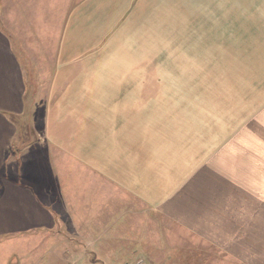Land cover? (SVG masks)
<instances>
[{"label": "crops", "instance_id": "1", "mask_svg": "<svg viewBox=\"0 0 264 264\" xmlns=\"http://www.w3.org/2000/svg\"><path fill=\"white\" fill-rule=\"evenodd\" d=\"M153 215L264 264V0H0V245L119 260Z\"/></svg>", "mask_w": 264, "mask_h": 264}, {"label": "rangeland", "instance_id": "2", "mask_svg": "<svg viewBox=\"0 0 264 264\" xmlns=\"http://www.w3.org/2000/svg\"><path fill=\"white\" fill-rule=\"evenodd\" d=\"M143 43L151 44V36H144ZM38 103L39 101L33 100L32 106L28 108V114L18 117L17 122L20 128L16 142L20 141L19 138L22 143L34 138V134L31 136L28 131L31 126L40 125L42 112ZM33 111L36 112L35 117H33ZM22 148L20 154H23ZM22 160L25 161V159ZM132 233L136 235L135 239L129 240V245L121 246L129 252L117 256L121 260H76V257H73L75 253L72 247L77 246L66 239L47 236V240L21 237V239L10 240V243L1 244L0 255L3 261L1 263L10 264L15 258L17 264H232L230 261L220 260L215 253L209 255L208 253L211 252L206 247L200 249L201 246L193 245L191 236L183 234L184 232L173 228L166 220L155 215L150 220L146 216L142 222L138 220V229L132 230ZM209 256L215 257L214 261L206 260Z\"/></svg>", "mask_w": 264, "mask_h": 264}]
</instances>
